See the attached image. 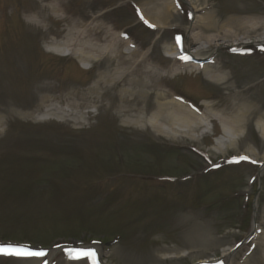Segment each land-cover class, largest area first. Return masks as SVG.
Instances as JSON below:
<instances>
[{
    "label": "rangeland",
    "instance_id": "374dc122",
    "mask_svg": "<svg viewBox=\"0 0 264 264\" xmlns=\"http://www.w3.org/2000/svg\"><path fill=\"white\" fill-rule=\"evenodd\" d=\"M66 2L86 25L103 30V43L129 44L122 49L136 51L133 62L172 65L179 54L175 38L182 36L186 51L209 67H223L231 84L251 87L257 105L264 106V37L242 36V43L214 44L201 55L194 45L200 34L195 22L206 18L202 12H213L222 25L229 18L259 20L264 0H179L176 13L170 10L172 17L157 23L158 31L147 29L135 14L141 6L152 10L150 17H164L159 0ZM189 3L201 10H191ZM34 5V0H0V242L49 253L64 248L52 258L49 253L40 259L0 258V264H87L68 254L86 245L95 246L105 264H261L264 109L242 124L217 109L220 118L188 138L130 124L117 115L113 101H104L100 111L77 107L72 92L92 87L100 65L63 57L69 55L66 49L54 51L42 40L43 31L63 23L30 24L24 12ZM231 48L248 52L238 56ZM182 71L161 84L173 97L194 103L200 114L205 103L229 102L225 85ZM46 85L53 91L41 92ZM239 157L256 165L236 162ZM252 230L253 238L234 251Z\"/></svg>",
    "mask_w": 264,
    "mask_h": 264
},
{
    "label": "bare ground",
    "instance_id": "6f19581e",
    "mask_svg": "<svg viewBox=\"0 0 264 264\" xmlns=\"http://www.w3.org/2000/svg\"><path fill=\"white\" fill-rule=\"evenodd\" d=\"M199 1L197 0V2ZM34 2V9H27L24 12L25 18L30 24L42 25V23L50 20L63 23L62 27L44 29L42 40L49 42V45L55 48L54 51L68 50L69 55L62 54L63 57L72 56L83 65L95 62L100 65L99 68L102 72L92 87L87 90L72 92L70 100L77 107L94 105L100 111L105 107L104 101H113L117 115L128 118L130 124H144L153 133L163 137L170 136V134H182L188 138H191L189 137L191 133L204 130L205 124L218 120L220 115L218 116L215 112L217 109H221V114L227 115L233 124H242L249 114L252 116L259 115L264 109V106L257 105L256 98L251 93V87L238 89L236 84L230 83V78L223 72L224 68L216 63L213 64V67L183 63L177 65L178 60L176 59L172 61V65L165 68L147 60H142L140 63L133 62L131 58L136 55V51L125 52L122 49L131 47L129 44L103 43L107 38L103 37V30L99 27H89L81 17L71 13L66 0H41L40 3L34 0ZM158 6H160L158 7L159 11L166 9L164 17H150L152 10H144L145 16L151 18L150 21L155 24L171 18L170 10L174 11L175 9L171 0H159ZM192 9L193 11L197 10V12L201 10L191 4ZM249 10L251 9L246 10V12ZM60 13H65V15ZM202 13L206 15V18L202 22H195V26L200 29V34L195 37L194 41L198 55L203 54L207 48L214 44L226 47L229 42L242 43L243 39H240L242 36L244 39L254 36L257 38L264 37V32L258 33L264 30V19L229 18L222 25L220 21L216 20L213 12ZM65 16L66 18H63ZM150 21L148 22L152 24ZM233 29L235 31H232ZM211 33L213 35L210 36ZM107 36H110L109 33ZM261 42L260 45H263L264 40ZM204 45L207 47L204 48ZM174 54L175 52L172 51L168 53V57L172 58ZM211 69L213 71L210 72ZM181 70L185 74H202L209 83L225 85L228 91L226 98L229 102L222 105L205 103L202 114L196 109L195 113L187 105L178 102L163 89L161 84L164 78L175 77L179 75ZM216 72H223L224 75H216ZM40 91L52 92L53 87L46 85ZM48 99L45 97L42 102L45 104L49 101ZM112 106L111 104L108 108L110 109ZM262 119L264 118L262 117ZM165 126H168L169 130ZM240 131L241 128L236 127L234 134L238 135ZM1 132L0 127V134ZM260 136L264 140V131L261 132ZM54 254L55 252H52L50 258ZM261 264H264V259Z\"/></svg>",
    "mask_w": 264,
    "mask_h": 264
},
{
    "label": "snow or ice",
    "instance_id": "6c2138e0",
    "mask_svg": "<svg viewBox=\"0 0 264 264\" xmlns=\"http://www.w3.org/2000/svg\"><path fill=\"white\" fill-rule=\"evenodd\" d=\"M247 157H239L238 160L236 162H239V160H247ZM0 252H5V253H12L18 256H26V257H30V256H37V257H43L46 256L47 253L46 252H34V251H30V250H26L22 247H13V246H8V247H3L0 246ZM69 256L72 259H81L83 257H91L93 260V264H95V257H96V253L94 250H69ZM45 264H47V261H45Z\"/></svg>",
    "mask_w": 264,
    "mask_h": 264
}]
</instances>
